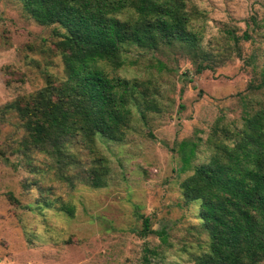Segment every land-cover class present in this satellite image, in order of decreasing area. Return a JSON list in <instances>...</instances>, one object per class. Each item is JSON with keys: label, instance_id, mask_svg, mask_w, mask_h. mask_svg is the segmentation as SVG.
<instances>
[{"label": "rangeland", "instance_id": "obj_1", "mask_svg": "<svg viewBox=\"0 0 264 264\" xmlns=\"http://www.w3.org/2000/svg\"><path fill=\"white\" fill-rule=\"evenodd\" d=\"M189 5L199 12L194 26L212 66L197 74L179 48H129L117 75L149 83L155 105L132 106L122 141L97 136L107 175L103 187L91 188L74 179L94 164L86 147L73 141L76 163L58 166L25 152L17 119L3 112L64 72L53 51L56 27L38 25L15 0L0 1V264H194L205 252L198 205L184 202L180 184L207 161L215 126L238 129L244 112L264 106V87L255 88L264 74V0Z\"/></svg>", "mask_w": 264, "mask_h": 264}, {"label": "trees", "instance_id": "obj_2", "mask_svg": "<svg viewBox=\"0 0 264 264\" xmlns=\"http://www.w3.org/2000/svg\"><path fill=\"white\" fill-rule=\"evenodd\" d=\"M15 1L38 25L56 27L53 51L64 78L48 76L44 87L18 97L3 112L17 119L25 152L46 154L58 166L65 159V165L76 163L69 147L73 141L86 147L94 164L74 179L91 188L103 187L107 175L105 161L94 150L97 136L122 141L132 106L149 111L155 105L149 83L117 75L129 48L151 53L179 48L192 56L197 74L212 66L213 54L202 47L194 26L199 12L189 0ZM262 78L257 90L264 87V74ZM241 120L238 129L213 128L207 161L194 166L180 184L184 202L198 205L207 238V248L193 257L194 264L264 261V106L244 112ZM62 211L73 216L72 207ZM149 223L143 220L144 232ZM160 235L164 240V232Z\"/></svg>", "mask_w": 264, "mask_h": 264}]
</instances>
